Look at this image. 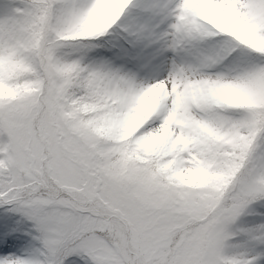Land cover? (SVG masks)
<instances>
[{
  "label": "snow or ice",
  "instance_id": "obj_1",
  "mask_svg": "<svg viewBox=\"0 0 264 264\" xmlns=\"http://www.w3.org/2000/svg\"><path fill=\"white\" fill-rule=\"evenodd\" d=\"M0 209V264H264V0H0Z\"/></svg>",
  "mask_w": 264,
  "mask_h": 264
},
{
  "label": "rangeland",
  "instance_id": "obj_2",
  "mask_svg": "<svg viewBox=\"0 0 264 264\" xmlns=\"http://www.w3.org/2000/svg\"><path fill=\"white\" fill-rule=\"evenodd\" d=\"M69 51H71V49H69ZM252 219H253L252 217H248V218H246V221H251ZM3 221H4V212L2 209H0V227L3 226ZM11 250L13 252H16L17 254L19 253V247L14 246Z\"/></svg>",
  "mask_w": 264,
  "mask_h": 264
}]
</instances>
